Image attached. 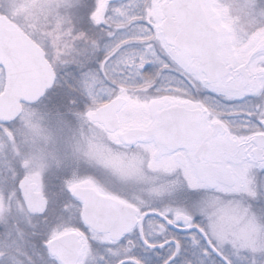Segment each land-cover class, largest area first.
Masks as SVG:
<instances>
[{
  "label": "snow or ice",
  "instance_id": "snow-or-ice-1",
  "mask_svg": "<svg viewBox=\"0 0 264 264\" xmlns=\"http://www.w3.org/2000/svg\"><path fill=\"white\" fill-rule=\"evenodd\" d=\"M152 8L149 3L139 6V11L124 13L105 0L90 4L85 21L105 29L107 40L113 43L100 49L94 68H81L74 87L82 97L72 98L74 104L83 99L91 105L90 117L112 111L111 120L94 126L112 152L110 160L88 158L118 182L122 192L130 189L131 193L121 194L94 177L67 172L57 176L50 190L41 175L37 192L30 183L34 172L25 168L17 174L9 168L13 175L3 182L7 199L0 216L15 206L29 228L42 232L38 252L35 256L25 252L21 264H146L137 255L139 248L161 252L156 264H192L180 260L185 241L178 231L199 249L204 258L200 264H264V158L258 173H249L255 187L241 190L234 179L235 170L241 167L238 161L252 163L244 156L245 142L256 138L264 142V103L237 109L234 102L246 101L248 95L230 94L227 81L243 73L218 65L204 73L218 82L206 91L225 103L213 105L202 99L198 103L207 111L197 114L160 108V97L167 93L156 80L171 64L152 43L153 27L161 28L160 21L148 12ZM256 15L264 24V8ZM137 28L146 30L134 31ZM149 45L154 56L143 53ZM137 47L143 54L130 52ZM7 68V61L0 60V93L7 87ZM52 71L45 95L56 91L58 76ZM259 95L264 97V87ZM133 106L138 116L129 111ZM233 117L240 118L238 127ZM130 160L135 161L134 171L128 170ZM177 193L185 194L187 202H177ZM241 215L259 226L251 248L239 242L235 228L227 222L228 217ZM62 245L78 251L61 256L58 248Z\"/></svg>",
  "mask_w": 264,
  "mask_h": 264
},
{
  "label": "rangeland",
  "instance_id": "rangeland-1",
  "mask_svg": "<svg viewBox=\"0 0 264 264\" xmlns=\"http://www.w3.org/2000/svg\"><path fill=\"white\" fill-rule=\"evenodd\" d=\"M96 2L98 0H0V14L15 23L42 47L46 57L56 55L67 61L58 70V75L56 73L58 76L55 81L56 91L51 95H44L34 104L24 105L22 113L12 120L14 123L8 125L0 123V212L6 208L7 189L3 182L8 178L7 176L13 175L12 172L8 173L9 168L14 169L17 174H22L25 168L30 169L35 174L31 178L37 183L38 189L41 175L44 186L50 190L57 176L67 172L81 177H94L109 190L121 194L131 193L130 189L122 192V186L118 182L90 162L89 156L97 161L110 160L112 152L94 131L96 124L88 117L91 106H88L83 99L81 103L72 102L74 95L82 97V93L74 87L78 83L77 74L81 68L87 66L94 68L100 49L113 43L107 40L105 29H97L84 19L87 8ZM215 3L218 9L224 12L225 21L230 26L238 28L243 33L254 31L264 33V24L256 15L264 8V0H215ZM112 4L121 12L127 13L139 11V6L149 4V0H126ZM148 12L150 14L149 9ZM144 19L147 21L149 16L146 15ZM258 24L260 27H257ZM112 26L115 28L116 23ZM142 30L146 29H134L137 32ZM151 40L156 45L160 57H167L154 31ZM96 44H99V48L94 47ZM131 51L154 56L151 45L146 47L143 53L139 52L138 47ZM155 60L159 63V57H155ZM169 63L172 72L163 77L161 85V89L167 94L171 93L191 100L207 98L213 105L217 101L220 104L225 103L209 95L200 85L193 88V82H197L181 72L170 60ZM173 82L182 83L185 87L177 89ZM57 96L60 98L56 99ZM252 104H236L235 107L244 110L252 108ZM128 170H135L134 160L128 162ZM174 198L177 202H187L186 195L182 193H177ZM259 211L257 207L256 212ZM9 214L16 223L14 228L17 237L15 235L13 237L16 240L18 237L29 238L26 232L18 229L20 227L18 224L21 226L25 224L27 230L31 232L34 228L28 227L25 218L17 212L15 206ZM4 215L8 216V213ZM227 222L230 228H235L234 234L243 246L251 248L256 244L259 235L257 224L246 220L242 215L230 216ZM6 227L8 228L7 225ZM13 237L11 236L12 241L9 239L6 248L4 247L5 251L10 248L9 255L21 251L19 244L13 241ZM2 251L0 242V254ZM200 256V253L194 255L197 261L193 260L192 264H200ZM3 260L5 264H21L20 259H15L18 262L14 259ZM240 263L241 261H238V264Z\"/></svg>",
  "mask_w": 264,
  "mask_h": 264
},
{
  "label": "water",
  "instance_id": "water-1",
  "mask_svg": "<svg viewBox=\"0 0 264 264\" xmlns=\"http://www.w3.org/2000/svg\"><path fill=\"white\" fill-rule=\"evenodd\" d=\"M113 1L121 0H105V3ZM149 3L153 5L151 17L161 23L159 30L153 27L155 36L166 56L181 72L197 83L199 81L206 91L207 87L218 83L210 81V77L204 74L208 67L232 66L243 76H233L227 81L230 94H246L248 97L259 94L264 69L255 68L253 60L264 55V36L258 38L245 54H240L233 46L231 28L223 22V13L216 7L215 0H149ZM0 60L8 63L4 77L7 87L0 93V122H10L22 113L24 105L34 104L45 95V90L51 87L53 67L44 50L1 14ZM198 102L166 94L160 97L159 107L192 114L205 113L207 110ZM112 116L111 110H104L88 117L91 122L100 124L111 120ZM244 149V156L259 169V161L264 158V142L259 138L246 141ZM30 183L36 187L35 183ZM74 251L78 249L67 245L58 248L61 256H70Z\"/></svg>",
  "mask_w": 264,
  "mask_h": 264
},
{
  "label": "flooded vegetation",
  "instance_id": "flooded-vegetation-1",
  "mask_svg": "<svg viewBox=\"0 0 264 264\" xmlns=\"http://www.w3.org/2000/svg\"><path fill=\"white\" fill-rule=\"evenodd\" d=\"M230 28H231V37L233 40V45H234L235 49L240 54H245L247 52V50L250 48V46L254 45L256 43V41L258 40V38H260L262 35H264V33L261 31L243 33V31H240L238 28H237L238 30L232 26ZM253 66L257 69H260V68L264 69V55H260L257 58H255L253 60ZM263 87H264V82H263ZM251 103H253L252 104L253 106L264 103V97H261L259 94L256 95L255 97H248V99L246 101H244L242 103V105L243 104H249L250 105ZM129 111L133 112L137 116L139 115V112L135 106L131 107L129 109ZM233 123L237 127L240 125V122H233ZM95 124L99 125L97 123H95ZM258 171H259V169H257L253 164L245 165L244 163H242L241 167L235 170V175H234V179L236 180L239 188L241 190L247 191L249 188V185H252V187H255V185L252 184V177L249 175V173L256 174V173H258ZM8 173L11 174L10 171ZM7 177H9V176H7ZM30 181L34 182L31 177H30ZM34 183L36 184L35 188L38 191V185L36 182H34ZM5 194L7 195V190H6ZM6 199H7V196H6ZM11 217L12 216L9 213H8V216L3 215L0 217V238H2V239H0V242H1V245H2L3 251H4V252L2 251V253L0 254V264H5L4 262H2L3 259H5V260H11V259L13 260L14 259V261H17V262H18V260H15V259H20L22 261L24 258L23 254L25 252L31 253L32 255L35 256L39 250V242L42 241L41 230L38 228H34L33 232L28 231L25 224H23L22 226L18 224V226L21 227V228L18 227V229L20 231L26 232L28 234L29 238L22 239V238L18 237V240H16L15 237H13L15 235V232H16V228H14L16 223L14 220H12ZM6 225L8 226V228L6 227ZM33 233H35V235ZM177 234L180 235L181 237H183V239L185 241V250H184L183 255L180 257L181 262H183L184 260H190L192 262L194 260V262H196L197 259L194 257V255L200 253L199 249L193 248L190 245L185 234H183L179 231L177 232ZM11 236L14 238L13 241L18 243L19 247L21 249V251L19 250L17 252V254L14 253L15 255H13V254L9 255L10 248L7 251H5V249H4V247L6 248V244H8V242L10 240L12 241ZM15 236L17 237V235H15ZM138 253L141 256V259H143L146 262V264H154V262L156 260L158 261L160 256L162 255V253L159 251L146 252V251H144L143 248H139ZM200 258L203 259L202 256H200ZM205 264H211V262L207 261Z\"/></svg>",
  "mask_w": 264,
  "mask_h": 264
},
{
  "label": "clouds",
  "instance_id": "clouds-1",
  "mask_svg": "<svg viewBox=\"0 0 264 264\" xmlns=\"http://www.w3.org/2000/svg\"><path fill=\"white\" fill-rule=\"evenodd\" d=\"M47 58L50 60V62H51V64H52V67H53L54 71L57 73V75H58V70L61 69V68L67 63V61H65V60L63 59V57H60V56H56V55H48ZM171 72H172V68H170V69H169L168 71H166V72H163V73L158 74V78H157V80H156V83H157V86H158V87H161L162 82H163V77H165V76L171 74ZM173 84H174V87L177 88V89H180V88L185 87V85L182 84V83L173 82ZM192 87H193V88H197V87H199V84L193 82ZM153 92H155V89H153ZM169 94H171V93H169ZM243 102H244V101L240 100V101H235L234 103H235V105H236V104H242ZM86 104H87L88 106H91L87 101H86ZM232 119H233V122H234V121H235V122H240V118H238V117H233ZM258 119H259V117H258Z\"/></svg>",
  "mask_w": 264,
  "mask_h": 264
},
{
  "label": "trees",
  "instance_id": "trees-1",
  "mask_svg": "<svg viewBox=\"0 0 264 264\" xmlns=\"http://www.w3.org/2000/svg\"><path fill=\"white\" fill-rule=\"evenodd\" d=\"M183 239V237H181ZM139 250V249H138ZM138 250H137V255L141 258V256L139 255L138 253ZM160 259V258H159ZM157 261V260H156ZM156 261L154 262V264H156Z\"/></svg>",
  "mask_w": 264,
  "mask_h": 264
}]
</instances>
